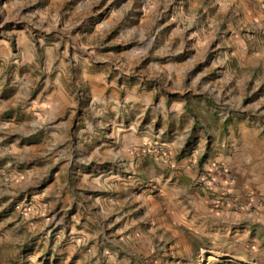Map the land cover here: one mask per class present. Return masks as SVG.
<instances>
[{
	"label": "rangeland",
	"instance_id": "obj_1",
	"mask_svg": "<svg viewBox=\"0 0 264 264\" xmlns=\"http://www.w3.org/2000/svg\"><path fill=\"white\" fill-rule=\"evenodd\" d=\"M263 158L264 0H0V264H264Z\"/></svg>",
	"mask_w": 264,
	"mask_h": 264
},
{
	"label": "crops",
	"instance_id": "obj_2",
	"mask_svg": "<svg viewBox=\"0 0 264 264\" xmlns=\"http://www.w3.org/2000/svg\"><path fill=\"white\" fill-rule=\"evenodd\" d=\"M176 105V104H175ZM179 105L178 107V113L177 115H181L182 112H185L187 110V105L185 104H177ZM198 105V104H197ZM197 105H195V107H197ZM200 105V104H199ZM200 107H202L200 105ZM193 108L194 110V107H191ZM203 116H207L204 114V111L202 110L201 111ZM175 114V112H174ZM193 114L195 116H197L198 113L196 112H193ZM173 119L174 118H177V116H173L172 117ZM201 122L202 124V119L200 117V114L197 116V118H191L189 120V125H188V129L191 128L193 126V124H195V122ZM242 141H243V144L241 146V148H239V150L241 151V153L237 154L239 155V157L237 156L235 158V160L237 161H246L247 163L251 164L252 168H253V165L255 164V160L256 159V156H255V152H256V148H257V142H258V137H257V134H254V133H249L247 132V130L245 128H243V134H242ZM127 143V142H126ZM128 144V143H127ZM134 142L131 143V149L134 148ZM228 143H225V146L227 145ZM238 150V149H237ZM236 155V154H235ZM240 156H242V158L240 159ZM207 167V168H206ZM203 170H205L206 173L202 174V176H198L197 177V174H198V170H195V172H193L192 170L188 169L184 172V176L185 177H197V185L199 186V188H201L203 190V192H206L205 189H208L209 191L211 189H214L216 192L218 191V189L220 190L221 187H223L221 190L222 191H231L233 188L237 187L236 184H230L228 183V181L230 180L231 176L230 175H226L225 174V171H223L222 168H215V166L213 164H209L207 165ZM207 176H211L212 177V188H204V187H201L200 186V181L204 178H206ZM247 176H248V186H247V190H252V191H255L256 190V184L259 183H263L264 182V158L262 159V168H261V171L257 172L255 171L254 169H251V171L247 172ZM235 180V178H234ZM227 191V192H228ZM221 194V192L219 193ZM249 201V200H248ZM254 203V201L252 202ZM248 204V203H247ZM246 204V205H247ZM247 207H251V205L248 204ZM243 214V213H242ZM245 215V214H244ZM259 216V221H262L264 223V209L261 210L260 214L258 215Z\"/></svg>",
	"mask_w": 264,
	"mask_h": 264
},
{
	"label": "built area",
	"instance_id": "obj_3",
	"mask_svg": "<svg viewBox=\"0 0 264 264\" xmlns=\"http://www.w3.org/2000/svg\"><path fill=\"white\" fill-rule=\"evenodd\" d=\"M206 177V176H205ZM200 186L201 187H204V188H212L213 186H212V177L211 176H207L206 178H204V179H202L201 181H200ZM222 196L224 197V196H226V193H222ZM221 200H223L222 198H221ZM218 204L219 205H224L225 203H221L220 202V200H219V202H218ZM231 206V203H229L228 202V206ZM233 206H235V204L233 203L232 204Z\"/></svg>",
	"mask_w": 264,
	"mask_h": 264
}]
</instances>
